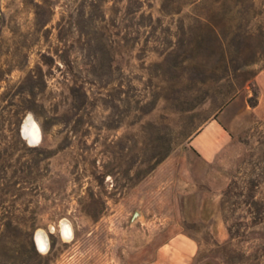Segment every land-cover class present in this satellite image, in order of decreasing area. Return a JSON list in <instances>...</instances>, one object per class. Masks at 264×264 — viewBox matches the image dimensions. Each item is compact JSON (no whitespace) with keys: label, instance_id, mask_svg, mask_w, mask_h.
<instances>
[{"label":"rangeland","instance_id":"374dc122","mask_svg":"<svg viewBox=\"0 0 264 264\" xmlns=\"http://www.w3.org/2000/svg\"><path fill=\"white\" fill-rule=\"evenodd\" d=\"M36 1L0 0V264H148L179 234L264 264V0H147L126 36V2L47 0L44 31Z\"/></svg>","mask_w":264,"mask_h":264},{"label":"trees","instance_id":"16d2710c","mask_svg":"<svg viewBox=\"0 0 264 264\" xmlns=\"http://www.w3.org/2000/svg\"><path fill=\"white\" fill-rule=\"evenodd\" d=\"M93 1V0H92ZM116 3H124L123 11L124 15H122L119 19H115L112 21L111 25L115 28H117L119 31H116L117 35L126 36V33H131L134 27V24H138L140 26H146L148 22L147 20L152 17L150 14H146L144 11V7L147 4V0H114ZM90 5H96L95 1L91 2ZM98 6V4H97ZM100 6V4H99ZM102 6V5H101ZM34 13H35V23L39 26L41 30L48 31V25L52 22V16L54 14V10L50 2L47 0H38L34 3ZM104 11V10H103ZM121 11V10H120ZM101 22H104L105 24H102L100 28H102L101 35L104 38L110 37L111 33L113 32L110 28V25L106 22H108L107 14L106 12H103V16L101 19H99ZM138 20V21H137ZM99 21V22H100ZM137 21V22H136ZM98 22V21H97ZM58 26L61 25V22L58 21ZM77 29L80 28V30L84 31V28L80 21L76 22L74 25ZM94 27H97V25ZM95 44L90 40L88 42V48L91 49ZM255 104V103H253ZM172 147H168L165 153H163L162 157L157 161L160 162L165 158L169 152L171 151ZM154 169V166L151 167L150 171ZM149 171V172H150ZM9 258H11L13 261V264H25L26 257L23 251L18 252L17 254H10L8 255Z\"/></svg>","mask_w":264,"mask_h":264},{"label":"crops","instance_id":"0c3cea01","mask_svg":"<svg viewBox=\"0 0 264 264\" xmlns=\"http://www.w3.org/2000/svg\"><path fill=\"white\" fill-rule=\"evenodd\" d=\"M208 130V128L205 129L201 136L207 133ZM201 136L195 140V146L206 158H210L214 147L211 145L203 149L205 145L202 144ZM211 140L213 141V138H211ZM215 215V212L211 213V217ZM211 231L220 242L225 241L228 238L227 230L221 221L216 225L211 224ZM199 248L200 244L198 241L185 234H179L161 245L157 251L155 259L148 264H193Z\"/></svg>","mask_w":264,"mask_h":264},{"label":"bare ground","instance_id":"6f19581e","mask_svg":"<svg viewBox=\"0 0 264 264\" xmlns=\"http://www.w3.org/2000/svg\"><path fill=\"white\" fill-rule=\"evenodd\" d=\"M22 132L24 137L29 140L32 145H37L41 141L40 129L38 125L31 120H27L22 124ZM61 231L63 232L64 236L69 237L68 239L72 238L73 231L70 225L64 223ZM36 241L41 252L45 253L48 251L49 241L47 234H36Z\"/></svg>","mask_w":264,"mask_h":264},{"label":"flooded vegetation","instance_id":"af4514ba","mask_svg":"<svg viewBox=\"0 0 264 264\" xmlns=\"http://www.w3.org/2000/svg\"><path fill=\"white\" fill-rule=\"evenodd\" d=\"M36 237V236H35Z\"/></svg>","mask_w":264,"mask_h":264}]
</instances>
